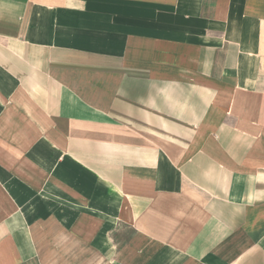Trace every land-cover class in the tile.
<instances>
[{
    "label": "crops",
    "instance_id": "obj_1",
    "mask_svg": "<svg viewBox=\"0 0 264 264\" xmlns=\"http://www.w3.org/2000/svg\"><path fill=\"white\" fill-rule=\"evenodd\" d=\"M0 264H264V0H0Z\"/></svg>",
    "mask_w": 264,
    "mask_h": 264
}]
</instances>
